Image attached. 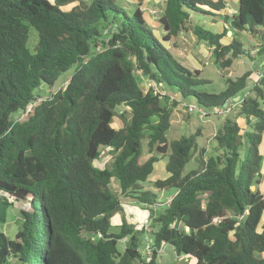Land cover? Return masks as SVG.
<instances>
[{
	"label": "trees",
	"instance_id": "obj_1",
	"mask_svg": "<svg viewBox=\"0 0 264 264\" xmlns=\"http://www.w3.org/2000/svg\"><path fill=\"white\" fill-rule=\"evenodd\" d=\"M76 1L0 0V225L15 203L30 207L19 211L15 237L0 230V264H157L166 244L195 264H264L257 256L264 252V68L259 79L248 71L227 77L220 92L203 91L197 87L208 80L165 44L191 33L229 71L243 56L254 59L237 39L244 31L262 40L264 55V0H238L229 14L225 0H165L162 39L148 25L142 2L131 11L115 0L62 8ZM195 13L217 18L223 31L196 24ZM32 27L34 51L28 46ZM72 69L65 87L42 95ZM143 79L168 93L144 91ZM189 99L207 109L234 103L246 124L227 115L214 136L218 152L205 158L203 149L199 167L184 174L200 132L171 142L166 134L176 101ZM118 106L125 109L117 112ZM115 116L120 128L112 125ZM144 139L152 154L143 161ZM102 146L114 152L111 168L94 164ZM163 156L167 176L155 186L176 193L153 217L150 235L125 219L111 232L112 216L124 212L123 198L159 203L141 185ZM113 178L119 194L111 189ZM148 239L149 255L140 248Z\"/></svg>",
	"mask_w": 264,
	"mask_h": 264
},
{
	"label": "rangeland",
	"instance_id": "obj_2",
	"mask_svg": "<svg viewBox=\"0 0 264 264\" xmlns=\"http://www.w3.org/2000/svg\"><path fill=\"white\" fill-rule=\"evenodd\" d=\"M53 1V0H52ZM91 0H78L72 4H68L63 6L64 10H70L80 2L90 3ZM116 3L124 8L134 9L133 0H115ZM229 4H226V8L224 11L229 14L233 13L235 10L236 0H225ZM143 5L145 4L146 10L144 13V17L148 22V25L154 32V34L162 39L163 29L161 23L159 21L160 15L165 8V0H139ZM207 15L203 14H193L192 19L196 24L202 25L204 28L212 31L219 32L223 31L222 22H218L217 18L209 19ZM232 32V31H231ZM232 35V34H231ZM231 35L227 34V37L223 38V42H228V39ZM238 40H241L246 47V49H251L253 58L243 56L242 58L237 59L229 71H223L220 65L216 62V59L212 53V48L205 42L198 41L196 36L191 33H181L177 38H173L171 41H165V44L172 50L174 55L188 68L192 70H199L200 77L203 79H207V83L198 86L197 88L203 91L208 92H220L225 86L226 78H237L244 74L245 72L252 71L254 74L252 78H254L255 73L258 74L260 72V62L263 59V54L259 53V50L262 45V40L256 36H252L250 32L244 31L241 35L237 37ZM38 42V33L32 27L29 33V41L28 46L32 51L35 50V46ZM263 46V45H262ZM73 69L67 72L62 78L58 80V82L50 88H45V94L43 96H47V94L55 93L60 88L66 86L68 79L72 73ZM252 80L250 78V84L245 89V93L252 88ZM147 79L142 80V86L145 91H148L147 88ZM171 93V92H170ZM171 96L176 97L175 94L171 93ZM173 97H170V102H173ZM177 102V105L173 107V115H172V125L170 129L167 131L168 141L171 142L174 139H179L184 135H191L192 133L200 132V135L197 136V147L193 151L192 159L187 163L184 174L188 173L192 169H196L201 164V151L204 149V157L208 158L211 155L217 153V144L214 139V136L218 130V128L222 125L223 120L227 115L231 117H236L237 121L240 125L245 126L246 121L244 118L237 117V109L238 106L234 103H230L229 110H223L221 108L217 109H207L208 115L206 117H201L198 111L190 112L188 110V104L193 103L192 99L184 100L182 102ZM172 103H170L171 105ZM125 108H120L119 106L116 108L117 112H121ZM129 117V115H128ZM112 125L115 128H120L123 123L122 120L115 116L113 119ZM143 152H142V160L148 158L149 153L147 140H143L142 142ZM262 149V147H261ZM101 155L98 159L95 160L94 164L100 168H111L114 160V152L111 148L101 147L100 148ZM166 163L167 157L163 156L155 164V171L148 178V181L143 183V190H149L155 192L158 195L159 203L156 205H146L135 199H127L124 202L125 204V214L124 212L116 213L111 218L112 226L110 228L111 232H116L120 230V226L123 223V220L136 229L144 228V219L148 218L151 220L150 228L153 226L152 219L154 216H157L161 211L162 207L169 203V200L175 195L176 189L168 188V189H158L155 186V181L157 179L165 178L167 176L166 171ZM264 164V160H263ZM111 189L119 194L121 192L120 184L117 178H113L111 182ZM264 186V185H263ZM30 208L28 204H18L15 203L14 206L10 207L8 210V215L6 222L0 225V230L6 232L11 237H15V233L18 231L21 217L19 211L22 209ZM264 224V219L260 221L259 229ZM151 231L145 232V234L150 235ZM144 245V244H143ZM141 245V250L145 253L144 246ZM119 250L123 251L125 248L124 240H120L118 242ZM159 257L157 260V264H195L194 258H186L184 255H178L174 250L173 246L166 244L165 249L159 253ZM257 256L261 257L260 254ZM13 264H18L13 260Z\"/></svg>",
	"mask_w": 264,
	"mask_h": 264
},
{
	"label": "built area",
	"instance_id": "obj_3",
	"mask_svg": "<svg viewBox=\"0 0 264 264\" xmlns=\"http://www.w3.org/2000/svg\"><path fill=\"white\" fill-rule=\"evenodd\" d=\"M262 66L264 68V63H263ZM258 74H259V76H258V79H259L262 73L261 72H258ZM147 88L148 89H153L154 93H162V94H167L168 93V91L166 89L159 88L158 83L155 82V81H153V80H148V82H147ZM235 101H237V100L235 99ZM187 106H188V110L190 112L198 111L199 112V115L201 117H206L208 115L207 109L204 108V107H202V106H198L197 104H193V103H190ZM227 106L228 105L226 104V106H225V108H223V110H229V106L230 105L228 107ZM31 107L32 106L30 105L26 111L22 110L20 112V118H24L26 116V114L30 111ZM170 200H169V202H170ZM143 224H144V229L146 231H151V228L149 227L150 224H151V220L150 219L145 218ZM162 244L164 245V242ZM164 249H165V247H163L162 249H160L159 252H162V250H164ZM151 251H152L151 240L148 239V242H147V244L145 246V254L149 255V254H151Z\"/></svg>",
	"mask_w": 264,
	"mask_h": 264
},
{
	"label": "crops",
	"instance_id": "obj_4",
	"mask_svg": "<svg viewBox=\"0 0 264 264\" xmlns=\"http://www.w3.org/2000/svg\"><path fill=\"white\" fill-rule=\"evenodd\" d=\"M134 1V3H139V0H133ZM237 1L238 0H236L235 1V4H237ZM226 4H229L228 2H226ZM142 5H143V3H142ZM146 5L144 4L143 6H142V10L144 11V13H145V10H146ZM229 11H236V8H235V10L233 9V10H229ZM228 34V33H227ZM263 63H264V55H263V59L261 60V62H260V64H259V66H260V68L261 67H263L262 65H263ZM261 147H262V149H261ZM260 149H261V152H262V154H263V156H264V136H263V143L261 144V146H260ZM264 160V159H263ZM155 171V170H154ZM153 174V173H152ZM262 174H263V177H262V181H261V184H260V189H261V191L264 193V164H263V166H262ZM135 199V198H132V197H125V201H127V199ZM136 200V199H135ZM123 206H124V214H125V202H124V198H123ZM262 219H264V212H263V214H262V217H261V220ZM263 226V225H262ZM260 231L262 230V227L259 229ZM146 238H147V235L144 237V243H145V240H146ZM142 251V250H141ZM143 252V251H142ZM260 256L262 257V258H264V252L263 253H261L260 254ZM186 258H187V256H186Z\"/></svg>",
	"mask_w": 264,
	"mask_h": 264
},
{
	"label": "water",
	"instance_id": "obj_5",
	"mask_svg": "<svg viewBox=\"0 0 264 264\" xmlns=\"http://www.w3.org/2000/svg\"><path fill=\"white\" fill-rule=\"evenodd\" d=\"M231 34H232V32L231 31H228V35H231ZM44 94H45V92L43 91L42 92V95H44ZM239 98H240L239 96L236 97V100H239ZM225 106H226V103H225ZM252 188L255 189V186H253Z\"/></svg>",
	"mask_w": 264,
	"mask_h": 264
},
{
	"label": "clouds",
	"instance_id": "obj_6",
	"mask_svg": "<svg viewBox=\"0 0 264 264\" xmlns=\"http://www.w3.org/2000/svg\"><path fill=\"white\" fill-rule=\"evenodd\" d=\"M236 99V98H235Z\"/></svg>",
	"mask_w": 264,
	"mask_h": 264
}]
</instances>
